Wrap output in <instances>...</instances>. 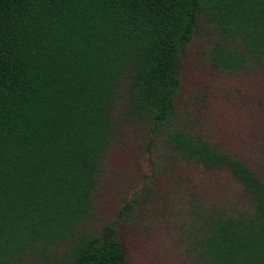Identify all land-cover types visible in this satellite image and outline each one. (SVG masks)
<instances>
[{"label": "trees", "instance_id": "obj_1", "mask_svg": "<svg viewBox=\"0 0 264 264\" xmlns=\"http://www.w3.org/2000/svg\"><path fill=\"white\" fill-rule=\"evenodd\" d=\"M196 40L212 69H263L264 0H0V264H127L119 228L93 216L110 148L133 133L242 185V206L189 192L196 256L264 264V181L180 118Z\"/></svg>", "mask_w": 264, "mask_h": 264}, {"label": "rangeland", "instance_id": "obj_2", "mask_svg": "<svg viewBox=\"0 0 264 264\" xmlns=\"http://www.w3.org/2000/svg\"><path fill=\"white\" fill-rule=\"evenodd\" d=\"M196 40L185 56L180 118L188 130L241 159L264 181V68L229 73L210 68ZM137 133L113 144L99 185L96 225L119 228L127 264H204L190 247L189 192L207 204L242 206L247 196L226 169L179 161ZM136 198L125 217L122 206Z\"/></svg>", "mask_w": 264, "mask_h": 264}]
</instances>
